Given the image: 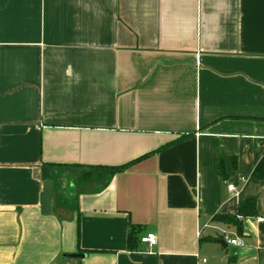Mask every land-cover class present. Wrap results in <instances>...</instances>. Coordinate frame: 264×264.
Returning <instances> with one entry per match:
<instances>
[{"label": "crops", "instance_id": "crops-1", "mask_svg": "<svg viewBox=\"0 0 264 264\" xmlns=\"http://www.w3.org/2000/svg\"><path fill=\"white\" fill-rule=\"evenodd\" d=\"M262 156L264 0H0V264H264Z\"/></svg>", "mask_w": 264, "mask_h": 264}, {"label": "trees", "instance_id": "trees-1", "mask_svg": "<svg viewBox=\"0 0 264 264\" xmlns=\"http://www.w3.org/2000/svg\"><path fill=\"white\" fill-rule=\"evenodd\" d=\"M189 135L188 134H181L175 139L165 143L164 145L160 146L159 148L153 150L152 152H156L162 148H165L167 146H170L174 143H177L179 141L184 140L187 138ZM149 153H145L139 157H136L135 159H132L128 162L121 163L118 165H98V166H90L87 167L89 168V171L84 172L80 176V181L86 182L90 177L93 176H98L96 177L97 179H102L101 183L99 184L98 189L101 187H104L105 185L108 184L110 178L116 174L117 172H122L126 169H128L131 165H133L135 162L138 160L146 157L149 155ZM219 175L222 178H225V174L222 170V167L219 168L218 170ZM251 176L257 179H262L264 178V156L259 160V162L256 164L254 167ZM256 204L254 199H247L245 203L238 208V211L235 215H223V214H216L213 216L214 219L224 222L228 225H232L235 227L237 234H242V218L245 216H250V215H255L256 214ZM139 230V227L137 225H134L132 223H129L128 227V235H127V247L129 249L135 248L137 238L136 234ZM220 240V238H214L212 240ZM140 241V239H138Z\"/></svg>", "mask_w": 264, "mask_h": 264}, {"label": "built area", "instance_id": "built-area-1", "mask_svg": "<svg viewBox=\"0 0 264 264\" xmlns=\"http://www.w3.org/2000/svg\"><path fill=\"white\" fill-rule=\"evenodd\" d=\"M227 189L232 192L234 195L238 194V189L234 184H228L227 185ZM259 221L264 220L262 218L258 219ZM221 239L226 241L228 244L233 245V246H242L243 245V241L240 237L236 236V237H231L229 236L227 233L223 234L221 236ZM156 236L154 233H146L145 235L140 237V242L141 243H146L148 244L150 247L154 246L156 244ZM53 264H74L73 262L70 261H59V262H55Z\"/></svg>", "mask_w": 264, "mask_h": 264}, {"label": "water", "instance_id": "water-1", "mask_svg": "<svg viewBox=\"0 0 264 264\" xmlns=\"http://www.w3.org/2000/svg\"><path fill=\"white\" fill-rule=\"evenodd\" d=\"M52 198H53V181L51 179H45L43 181L41 192V212L45 215L51 214L52 211ZM223 246H226V241L220 240ZM82 256L80 254L67 255L68 258H75Z\"/></svg>", "mask_w": 264, "mask_h": 264}, {"label": "rangeland", "instance_id": "rangeland-1", "mask_svg": "<svg viewBox=\"0 0 264 264\" xmlns=\"http://www.w3.org/2000/svg\"><path fill=\"white\" fill-rule=\"evenodd\" d=\"M75 175H73L72 173H70L69 175H67L66 177H67V179L66 180H69V182L72 184V185H74V183H75V177H74ZM68 182V181H67Z\"/></svg>", "mask_w": 264, "mask_h": 264}]
</instances>
